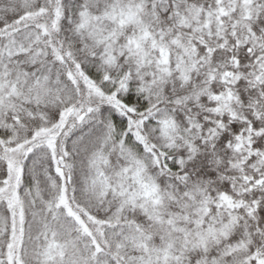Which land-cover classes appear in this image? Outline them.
Segmentation results:
<instances>
[{"label": "snow or ice", "instance_id": "obj_1", "mask_svg": "<svg viewBox=\"0 0 264 264\" xmlns=\"http://www.w3.org/2000/svg\"><path fill=\"white\" fill-rule=\"evenodd\" d=\"M0 264H264V0H0Z\"/></svg>", "mask_w": 264, "mask_h": 264}]
</instances>
